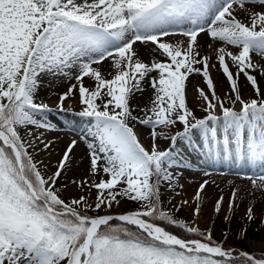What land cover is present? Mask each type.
Returning a JSON list of instances; mask_svg holds the SVG:
<instances>
[{
  "label": "snow or ice",
  "instance_id": "6c2138e0",
  "mask_svg": "<svg viewBox=\"0 0 264 264\" xmlns=\"http://www.w3.org/2000/svg\"><path fill=\"white\" fill-rule=\"evenodd\" d=\"M212 68L229 85L224 97ZM193 74L206 87L194 85L197 104L189 107ZM53 80L68 86L50 107L38 95ZM260 80L264 0H0V264H264V255L226 246L227 231L217 240L212 227L194 226L207 180L192 202L169 200L166 208L162 200L165 188L179 195L193 154L205 176L218 166L251 171L237 176L250 181L248 195L264 194ZM145 92L135 115L131 101ZM53 114L66 117L69 131V116L87 127L49 172L36 156L55 150L46 135L57 131ZM137 125L148 130L147 147ZM79 143L84 175L71 181L78 193L65 197L69 183L60 179ZM242 191L230 189L228 213ZM224 204L223 195L214 200L217 216ZM186 206L193 223L175 215ZM260 214L264 223V202ZM244 218L256 219L252 201ZM237 235L247 239V229Z\"/></svg>",
  "mask_w": 264,
  "mask_h": 264
},
{
  "label": "bare ground",
  "instance_id": "6f19581e",
  "mask_svg": "<svg viewBox=\"0 0 264 264\" xmlns=\"http://www.w3.org/2000/svg\"><path fill=\"white\" fill-rule=\"evenodd\" d=\"M258 59H259V57H254V60H258ZM106 67H107V65H105V68ZM211 70H210V75H211V77L213 79L214 72H212ZM55 81L66 82V81H63V80H55ZM213 81H214V84H215V87H216L217 94L220 95L221 97H224L225 93L223 91L227 90V92H228L229 85L224 86L223 84L222 85L219 84V80L218 79H216V81L213 79ZM65 84L66 83H59V85H57V83H54L52 85H54V86L56 85L57 87L61 88V87L68 86V83L66 85ZM194 85H198L199 86L200 85V81H198V82L195 81L194 83L192 82V84L187 86V99H188L189 107H193V106H195L197 104V100L195 98L198 96V93L196 91H194ZM240 86H241L242 91H243L245 96L251 95L252 90L250 89V87H245L244 79H243V81L240 80ZM261 89H262V91H264V84L261 87ZM147 94H148V92H147ZM43 98L50 105H53V106H54V104H55V102L57 100V97H53V96H51L49 94H44ZM133 99L134 100L137 99L139 101L138 103L140 105L147 103V102H141V100H139L138 97H134ZM67 103L73 104V106L77 107L75 101H70L69 100V101H67ZM236 107L238 108L239 106L237 105ZM197 114L202 115V113L199 111L198 108H197ZM57 116L59 117V115H57ZM68 120L71 121V124L75 121V119H71L70 117H68ZM82 123H84V121H82ZM175 130L176 129H173V132ZM52 134H57V133L52 132ZM79 135H80V133H78V132H74V131L71 132V131H68V130H63V135L59 138L58 142L55 143L56 144L55 145V150L52 152L51 156H49L47 153H40V154H38L36 156V159L42 160L43 161V165L47 166V170H49V168H50V171L53 170V168H54V166L56 164L55 161L57 160V158H59V155H60V152H61V148H62V145H63V143H62L63 139L66 140V138H69V140H71V138H72V139L79 140ZM48 139H51V138H48ZM79 144L75 148L74 153H73V164H72L71 170L67 172V174L70 173L71 175L70 176L66 175V177L62 176V178L64 180H62V183H60V184L69 183V189L66 192L63 193L64 196H67V195L69 196V195L75 194L77 192L76 191V187L74 186V184H71V181H72V179L74 177V174L75 175H79L80 177L83 176V174H84L83 169L86 166V162H82V161H84L83 160V154H82L83 151H82L81 147L79 146ZM159 145H160L161 148H166L168 146V141L162 139L159 142ZM189 151H191V149H189ZM197 151H199V149H197ZM194 157H195V154H193V162L195 161ZM200 166H202V164ZM217 168L223 169L224 171H222L221 174H220V173H216L215 171H211L210 169H207V171L210 173V175L205 176L203 171H200L198 169L192 168V169L184 170L183 176L180 177V179H179V183L181 185H183V188L180 189L183 192V199H188L190 202H192V198L194 196V193H195L196 189L199 187V184L202 183L204 180H207L209 183H208L206 191L203 193L204 196H206V200H205V203H206V206H207L206 209H211L213 204H214V200L218 196L223 195L225 197V204H224V209L225 210L222 211L221 214H224L226 209H227V200L229 198L230 189L232 187L236 186V185H239L241 188L244 189V191H242L240 193V198H238L239 205H240V210L245 212V205L249 201H252L255 204V211H257V210H259V208H261V203L264 202V194H261V192L256 191L254 196L248 195V193L251 191L250 181L241 180L237 176V173H232V172H236V171H239L241 173H243L245 171H248V174L251 175V171H249L247 169L238 168V166H232V167L218 166ZM42 169H43V166H42ZM253 170L254 171H258L259 168H255L254 167ZM241 201H243V202H241ZM119 209H120V207L114 208L113 212L114 213H119V211H121ZM193 222L194 221H192L191 223H193ZM195 224H198V226L201 227V228H204L206 226V222H204V221H201V222L195 221L194 226H195ZM260 247H262L264 249V242L260 244Z\"/></svg>",
  "mask_w": 264,
  "mask_h": 264
},
{
  "label": "rangeland",
  "instance_id": "374dc122",
  "mask_svg": "<svg viewBox=\"0 0 264 264\" xmlns=\"http://www.w3.org/2000/svg\"><path fill=\"white\" fill-rule=\"evenodd\" d=\"M211 71L214 72L213 79L215 81H216V79H218L219 80V84H221V85L223 84L224 86L228 85L226 80H225V78L217 70V68H212ZM233 71H234V69H233ZM240 80L243 81V77H241ZM195 81H197V82L200 81V85H199L200 87H206L205 85H203V83L201 81V77L196 75V74H193L190 77V79L187 82V86L192 84V82L194 83ZM57 82L58 81H55V80L51 81V85H49V83L46 82L44 84V86H42L40 91H39L38 99H42L43 100L44 99L43 98L44 94H49V95H51L53 97H56V94L58 92L66 90L67 86H65V87H61L60 86L61 88H59L56 85L55 86L52 85V84L57 83ZM259 82H260V87H262L263 84H264V80H260ZM58 83H57V85H59ZM60 83H66L67 84L68 82H60ZM223 92L226 94L227 90H225ZM54 93H56V94L54 95ZM148 94H147V92H145L143 95L138 93L136 95V97H138V99L141 100V102H148ZM138 102L139 101L137 99H135V100L132 99V101H131L132 106H133V114H135V115H141L140 108L144 106V104L140 105ZM229 106H231V105H229ZM197 115H200V114H197ZM63 117H64V115H63ZM65 118L66 117H64V119ZM70 118L71 119H75L76 121L77 120L80 121V119H81V121H84V123H82L80 125V129H79L80 131L83 128L85 129L87 127L86 119L82 120V118H80V117H70ZM50 119L52 120L53 123H57L58 122L57 123V125H58L57 126V131H56V133H58V134H55L56 136L54 135V137L52 139V140H56L55 142L57 143L59 138L63 135V132H61L60 128H58V127H60L59 124L64 123V120L63 119L60 120L59 118H53L52 119V117H50ZM67 119H68V117H67ZM76 123H78V122H76ZM136 127H137V130L142 133L141 136H140L141 143L144 144L147 147V145L149 144L148 130L146 128H144V126H142V125H137ZM178 127H179V125H178ZM51 134H52V132H49L46 135H47L48 138H50V137L52 138L53 134L52 135ZM161 140L162 139H160L158 141V143ZM67 141H68V138H66V140L63 139V141H62L63 145ZM79 146L81 147V149L83 151L82 154H83V160H84L85 153H86V146L83 143H80ZM210 170L211 171H215L216 173H220V174H221L222 171H224L223 169H220V168H210ZM48 171L50 172V168H49ZM258 171H260V169ZM237 172L238 171L232 172V173H237ZM66 175L70 176L71 174L69 173V174H66ZM79 178H80L79 175H75L74 174L73 179H79ZM62 180H64V179L61 177L60 183H62ZM74 186L76 187V185H74ZM180 189L181 188H177V192H179V195H176V193H174V192L167 191L166 188L162 190V200H163L164 205H165L166 208L171 207L172 205L179 203L181 200H184L183 199V192ZM76 191L77 192L75 194H72V195H76L78 193L79 189L77 187H76ZM93 195H94V193H93ZM69 196L67 195L65 197H69ZM169 200L172 201V205L168 204ZM205 200H206V196H204V194H202L201 213H200L198 218H195V221H197V222L204 221V222H206V226L212 227L213 228L214 237L217 240L221 239L222 238V233L227 231L228 232V240L226 241V246H232V247H235L238 250L248 251L249 253H254L255 252V253H259V254H264V249L262 247H260V244L264 242V240H263L264 239V223H261L260 208H259V210L256 211V219L254 221H252L251 223H249L244 218L245 212L240 210V205H239V200H238L237 201L238 207L234 208L231 213H228L227 211H225L224 214L225 215H229L231 217L230 221H225V219H224L225 215L220 213L217 216L214 213V211H213V206H212L211 209H206L207 206H206ZM130 206H131L130 204L124 205L123 207H120L119 210L123 211L124 208L130 207ZM121 211H119V212H121ZM89 214H93V213H89ZM175 215H177L178 218L184 219V220H186L189 223L194 221V217H193V214H192V209L190 207H187V206L184 207L179 213H175ZM244 228L247 229V239L241 240L238 237L237 233L241 229H244ZM201 229H203V228H201ZM257 251H259V252H257Z\"/></svg>",
  "mask_w": 264,
  "mask_h": 264
},
{
  "label": "trees",
  "instance_id": "16d2710c",
  "mask_svg": "<svg viewBox=\"0 0 264 264\" xmlns=\"http://www.w3.org/2000/svg\"><path fill=\"white\" fill-rule=\"evenodd\" d=\"M254 254L256 255V256H262L263 254H259V253H255L254 252Z\"/></svg>",
  "mask_w": 264,
  "mask_h": 264
}]
</instances>
